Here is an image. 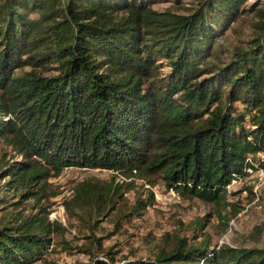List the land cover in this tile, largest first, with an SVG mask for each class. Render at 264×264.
Listing matches in <instances>:
<instances>
[{
	"label": "trees",
	"instance_id": "obj_1",
	"mask_svg": "<svg viewBox=\"0 0 264 264\" xmlns=\"http://www.w3.org/2000/svg\"><path fill=\"white\" fill-rule=\"evenodd\" d=\"M160 1L177 7L154 10ZM248 1L193 0L182 13V0H0V178L39 211L16 202L0 214V264L52 252L50 235L63 229L42 202L57 196L50 180L65 170L112 174L73 190L74 207L100 216L144 179L137 217L154 205L153 179L228 206L227 187L264 170V4ZM245 16L248 40L210 61L214 41ZM168 241L152 260L110 250L89 264H264V247Z\"/></svg>",
	"mask_w": 264,
	"mask_h": 264
},
{
	"label": "rangeland",
	"instance_id": "obj_2",
	"mask_svg": "<svg viewBox=\"0 0 264 264\" xmlns=\"http://www.w3.org/2000/svg\"><path fill=\"white\" fill-rule=\"evenodd\" d=\"M192 1L182 0V13L184 9L195 6ZM256 1L264 4V0H249L246 7ZM176 7L172 2L152 4V8L160 12ZM250 19V16L240 17L214 41L212 52L215 55L212 53L210 61H216V57L219 62L226 61V53L232 45L248 40L251 32L248 23ZM234 28L237 29L236 34L232 32ZM163 72H168V68L163 69ZM3 148L0 141V154ZM7 152L6 161L12 158L10 150ZM247 173V177L233 181L227 187L225 198L228 206L223 203H206L196 198H183L177 193L179 199L167 203L165 196L170 190L160 180L153 179L154 205L137 217L130 216L129 213L138 198L144 199L145 190L149 188L144 179H134L132 185L122 187V197H114L111 202L113 209L100 216L93 209L74 207L73 190L84 180L109 182L112 174L98 170H65L60 177L50 180L51 191L57 196L50 198L48 202H42L49 220L57 223L63 230L50 235L52 252L34 264H89L94 257L105 259L104 254L110 250L118 253V260H152L160 249H169L170 241L163 242L165 234L187 238L194 244L204 241L209 250L221 245L263 248L264 178L259 180L252 170ZM119 180L122 182L121 178ZM119 180L116 179V182ZM2 197L7 202L0 204V214L4 213L8 204L16 202L20 204L16 206L19 212H39L27 206V203L34 205V200L30 199L27 203L21 201L17 193L4 187V180L0 178V198ZM12 210L13 208L9 209V212ZM198 220H201L202 227L197 223Z\"/></svg>",
	"mask_w": 264,
	"mask_h": 264
},
{
	"label": "built area",
	"instance_id": "obj_3",
	"mask_svg": "<svg viewBox=\"0 0 264 264\" xmlns=\"http://www.w3.org/2000/svg\"><path fill=\"white\" fill-rule=\"evenodd\" d=\"M255 173L257 174L259 180L264 178V170L263 169L255 171ZM165 197H166L165 199H166L167 203L175 202L176 200L179 199L178 195L172 189L167 193V195Z\"/></svg>",
	"mask_w": 264,
	"mask_h": 264
}]
</instances>
